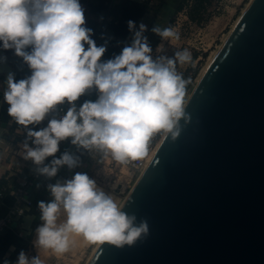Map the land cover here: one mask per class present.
Wrapping results in <instances>:
<instances>
[{"label": "clouds", "instance_id": "obj_1", "mask_svg": "<svg viewBox=\"0 0 264 264\" xmlns=\"http://www.w3.org/2000/svg\"><path fill=\"white\" fill-rule=\"evenodd\" d=\"M85 23L80 0H0V42L4 49H14L31 70L30 76L19 81L9 74L4 101L9 117L28 129V138H34L35 147L24 141L23 159L31 160L37 172L48 178L55 177L61 166H76L68 152L44 164L67 138L85 149L110 152L125 163L145 157L155 134L180 136V122L190 120L185 103L188 80L177 72V64L192 62L188 49L176 51L173 58L154 60L144 35L146 25L141 23L136 30L129 21L131 44L102 62L107 44L97 46ZM151 31L170 42L180 39L172 27ZM91 90L97 93L95 102L86 100L77 110L75 102ZM65 101L72 106L62 119H52L38 131L29 128ZM48 191L53 199L38 202L42 221L34 241L38 254L29 257L21 251L16 264H43L39 250L57 255L68 252L73 234L92 244L117 248L135 246L150 235L146 218L137 222L136 215L122 211L87 174L76 173L63 183L49 184ZM61 209L66 220L58 225Z\"/></svg>", "mask_w": 264, "mask_h": 264}, {"label": "water", "instance_id": "obj_2", "mask_svg": "<svg viewBox=\"0 0 264 264\" xmlns=\"http://www.w3.org/2000/svg\"><path fill=\"white\" fill-rule=\"evenodd\" d=\"M186 113L120 208L146 218L150 235L100 243L88 264H264V0H252Z\"/></svg>", "mask_w": 264, "mask_h": 264}, {"label": "rangeland", "instance_id": "obj_3", "mask_svg": "<svg viewBox=\"0 0 264 264\" xmlns=\"http://www.w3.org/2000/svg\"><path fill=\"white\" fill-rule=\"evenodd\" d=\"M249 1L250 0H212L207 6V10L203 13V19L200 20L195 27L184 30V32H182L183 38L179 43L173 41L174 46L168 44L165 46L163 52L164 57L173 58L176 51L188 49L192 54L193 61V59L199 56V53H201L203 49H207L204 55H202V60L197 64L199 72L201 67L205 64L209 53L218 47ZM157 8L158 7H154L155 10H157ZM178 11L179 10H176L170 14L169 22L167 23H157L156 21V24L155 22L151 23L150 21L152 20L153 22L155 19L152 15L150 18L146 19L148 21L147 25L150 24L151 28L159 27L161 29L171 27ZM144 35L146 36L147 33L145 32ZM160 39V36L151 32L148 39L149 45L157 44ZM191 64L192 62L185 65L177 64V72L182 73L183 77L184 75L186 76L187 69ZM196 76L191 79L192 82L190 88L186 92L185 101L192 91ZM96 148L97 149L91 151L89 159L86 160V165L82 166L81 169L78 167V172L76 171L78 170L77 166L80 164L79 162L83 161L87 151L83 154L78 150L80 147L77 149V166L72 169H65L67 173H65L64 182L72 179L76 173L87 174L89 179L95 182L96 188L103 191L106 195L111 196L119 207L140 175L117 166L110 159L108 152L98 147ZM47 192L50 193L49 191ZM65 220L66 213L61 209V212L58 214L57 224L59 225ZM38 226L39 224L33 227L29 238V241H33L30 245L36 254H38V250L34 247V241L36 239V229ZM69 239V251L61 255H57L51 250H39V255L43 264H52L55 260L65 264H86L93 249L98 243H89L82 236H76L74 234L70 235Z\"/></svg>", "mask_w": 264, "mask_h": 264}, {"label": "crops", "instance_id": "obj_4", "mask_svg": "<svg viewBox=\"0 0 264 264\" xmlns=\"http://www.w3.org/2000/svg\"><path fill=\"white\" fill-rule=\"evenodd\" d=\"M109 1V0H107ZM121 0H115L114 5L117 4ZM184 0H152L151 4H148V9L144 16L140 18L136 24V30H139V25L143 23L147 27V39H149L151 34V26L150 24L147 25V18L153 15L155 19L150 21L154 23L155 21L158 23H167L169 22L170 14L175 12L178 7L183 4ZM190 1V0H187ZM192 1V0H191ZM80 3L84 9L85 14V27L92 30L93 35L96 33H104L109 38L116 40L118 42L127 41L132 34H129L125 37H119L114 34V32L109 28V25L114 24L111 18L107 15V13L103 10L100 11L99 14H95L90 9L89 5L97 6L99 4V0H80ZM156 3V4H155ZM155 4V5H154ZM154 7H158L157 10ZM155 22V24H156ZM104 31L102 32V30ZM151 29V30H150ZM86 48V45H85ZM30 50V49H26ZM9 74H13L14 78L15 75H20L21 77L27 78L31 75V70L27 63L24 62L22 57H18L15 54L14 49H10L5 51L3 49L2 42L0 43V139L5 143L6 141H16V142H23L27 139L28 143H31L33 138L27 137L28 129H25L23 126H19L15 123L14 119L11 117H6L3 113L4 107L9 105L4 101V92L7 90V80ZM7 107V108H8ZM36 126V128H35ZM29 128L32 130H37V124L29 125ZM72 138L67 143L65 148L63 149V153L68 152L77 160V149L81 146L73 145L71 143ZM3 144L0 142V173L8 172L12 170L16 172L19 177L24 180L27 179L28 168L24 167L23 164L18 161L15 163V159L10 158L2 150ZM97 149L96 147H92L87 149V153L83 161L79 162L80 164L77 166V169L82 168V166L86 165V160L89 159L92 150ZM79 150V149H78ZM75 166V167H76ZM74 167V168H75ZM68 166L64 165L61 166L57 172V175L52 178H48L46 183H43L42 188L36 191H32L30 193V200L31 205L28 207V211L23 218L24 227L23 229L19 230L15 224H12L11 228L7 229L0 238V264H4L5 260L9 262V264H16L18 259L19 253L24 251L25 253L28 249H32L31 245L33 241H29L30 234L32 233L33 227L37 226V224H41L42 221L40 220V210L38 208L39 201L49 202L53 199L51 193H48V185L55 184L57 182L63 183L65 179V169ZM72 169V168H71ZM76 170L77 172L79 171ZM49 194V195H48ZM6 207L0 206V213H4ZM34 251V249H33ZM35 252V251H34ZM36 254V253H35ZM37 255V254H36Z\"/></svg>", "mask_w": 264, "mask_h": 264}, {"label": "built area", "instance_id": "obj_5", "mask_svg": "<svg viewBox=\"0 0 264 264\" xmlns=\"http://www.w3.org/2000/svg\"><path fill=\"white\" fill-rule=\"evenodd\" d=\"M115 0H109L107 1L108 8H112L114 5ZM135 1L140 4H151L152 0H130ZM192 1H187V4L184 5L176 14L175 21L173 25L171 26L175 31L179 33L180 39L178 41H174L176 43H179L182 38V32L188 28H193L197 25L196 21H192L189 19L187 13L188 8L191 5ZM107 15L111 18L113 22H115L114 18L107 13ZM97 44V46L107 44V50L102 57V62L106 61L108 59H111L113 56L120 54L122 48L127 45L131 44L132 38L129 37L127 41H121L118 42L116 40H113L109 38L104 33H96L92 35L91 37ZM161 38V37H160ZM174 42H170L169 40H165L161 38L157 44L150 45L152 48V58L156 60L158 57H164V49L165 46L171 45L174 46ZM87 48V45H86ZM207 51V49H203L201 53H199V56H197L195 59H193L192 64L189 65L188 71L186 72V76L184 78L186 80L193 78V69L197 68V64L200 60H202V55ZM91 96H96L97 93L95 90L87 91L84 95H82L76 102L75 107L77 110H79L80 106L86 101L89 100ZM67 101H65L61 105H57L56 108L50 110L48 114H46L44 120L37 124V130L41 128H45L48 126V123L52 119H62L63 116L66 114L67 110L71 107ZM79 122V121H78ZM164 135V132L155 134L152 138V140L149 143L148 146V152L147 155L141 159L138 160H128L125 163H121L116 161L110 152H108L110 159L113 163H115L117 166H120L122 169H126L127 171H131L132 173H138L139 175L142 174L144 168L148 164V159L152 155L154 149L156 148L159 141L162 139ZM34 139V138H33ZM71 138H67L64 141H61L59 144V150L55 154V157H48L44 161V164H50L51 160L54 158H60L63 154V149L67 145V143L70 141ZM0 142L3 144L2 150L6 152L10 158L15 159V163H18L20 161L24 167L28 168V178L22 180L19 175L9 170L8 172H2L0 173V206H5L6 209L4 213H0V238L3 235V233L11 228L12 224H15L16 227L19 228V230L23 229L24 223L23 218L25 217L28 207L31 205V200L29 198L30 193L32 191H36L38 189L42 188L43 183H46V180L48 179L47 176L40 175L37 172V165H35L31 160H25L23 159V156L21 153L24 151L22 145L23 142H16L13 140L6 141L3 143V141L0 139ZM29 147H35V145L32 143H28ZM44 165H41L40 167H43ZM26 254L29 257L36 256L35 252L32 249H28ZM52 264H65L61 261L55 260Z\"/></svg>", "mask_w": 264, "mask_h": 264}, {"label": "trees", "instance_id": "obj_6", "mask_svg": "<svg viewBox=\"0 0 264 264\" xmlns=\"http://www.w3.org/2000/svg\"><path fill=\"white\" fill-rule=\"evenodd\" d=\"M211 2L212 0H192L187 13L189 19L192 21H196L197 23L200 22V20L203 19V13L207 10V6ZM186 4L187 0H184L183 4H181L177 10H180ZM89 7L95 14H99L100 11L103 10L106 13L110 14L114 18L115 23L109 25V28H111L114 34L119 37H125L129 35L130 32L128 28V22L133 21L134 23H136L140 18L144 16L148 9V5L146 4H140L130 0H121L117 4L113 5V7L110 9L107 6V0H99V4L97 6L89 5ZM104 29L105 28H103L102 32L104 31ZM4 50L8 51L10 49ZM197 73L198 68L193 69V77H195ZM21 79H23V77H21L20 75H15L16 81H19ZM191 82V79H189L186 86V92L190 88ZM7 107L8 106L4 107L3 113L6 117H9Z\"/></svg>", "mask_w": 264, "mask_h": 264}, {"label": "bare ground", "instance_id": "obj_7", "mask_svg": "<svg viewBox=\"0 0 264 264\" xmlns=\"http://www.w3.org/2000/svg\"><path fill=\"white\" fill-rule=\"evenodd\" d=\"M252 2V0H250L246 6L243 8V10L241 11V14L239 15V17L237 18V20L234 22L231 30L225 35V37L222 39L221 43L218 45V47L211 51V53H209V56L207 57L206 59V62L205 64L203 65V67H201V69L199 70L196 78L194 79V82H193V88H192V91L196 88V86L198 85V83L200 82V80L202 79L203 75L205 74L206 70L208 69V67L210 66L211 62L213 61L214 57L216 56V54L218 53L219 49L221 48V46L223 45V43L225 42V40L228 38V36L230 35V33L232 32V30L234 29V27L236 26V24L238 23V21L240 20V18L242 17V15L244 14V12L246 11V9L248 8V6L250 5V3ZM192 91L191 93L189 94V96L187 97V100L189 99V97L191 96L192 94ZM187 100L185 101V103L187 102ZM167 134L164 133L162 139L159 141V143L157 144L156 148L154 149L152 155L149 157L148 161L152 158V156L154 155V153L156 152V150L158 149V147L160 146V144L162 143L163 139L165 138ZM140 177V176H139ZM138 177V179H139ZM137 179V180H138ZM137 182V181H136ZM135 182V184H136ZM134 184V185H135ZM133 185V187H134ZM133 187L131 188V190L128 192V194L125 196L123 202L121 203V205L119 206L121 208V206L123 205L125 199L128 197V195L130 194V192L132 191ZM100 245V243H98L95 248L93 249L90 257L88 258L86 264L89 263V261L91 260L92 256L94 255L95 251L97 250L98 246Z\"/></svg>", "mask_w": 264, "mask_h": 264}]
</instances>
